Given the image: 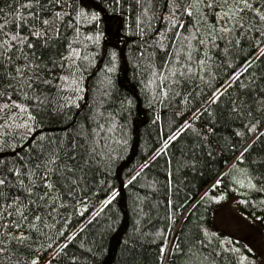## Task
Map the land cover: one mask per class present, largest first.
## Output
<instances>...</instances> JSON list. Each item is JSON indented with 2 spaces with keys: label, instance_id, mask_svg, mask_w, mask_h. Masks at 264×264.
Instances as JSON below:
<instances>
[{
  "label": "trees",
  "instance_id": "trees-1",
  "mask_svg": "<svg viewBox=\"0 0 264 264\" xmlns=\"http://www.w3.org/2000/svg\"><path fill=\"white\" fill-rule=\"evenodd\" d=\"M23 2L0 0V24L5 18L14 20L15 10L23 11L19 9ZM167 3L152 0L145 12L136 0H119L114 5L110 0H96L103 8L101 19L81 27L80 39L95 37L97 28L100 39L84 44L82 54L89 60L84 61L83 91L72 96L75 104L60 113H40L41 122L27 135L23 128L0 129L7 141L0 150V162L8 167H20V158H27L30 145L47 146L51 140L52 146L66 148L73 139L83 144L84 134L89 144L95 141L102 157L105 153L112 157L92 168L75 200L45 220L44 234L33 237L32 251L22 259L40 257L47 260L45 264H246L231 250L237 247L214 233L210 225L213 197L219 192L238 198L242 214L264 216V191L257 190L261 185L254 180L257 189H252L243 176L228 174L244 148H248L246 163L264 154V135L260 134L264 118L256 111L247 118L227 113V93L235 96V86L247 83L246 59L256 65L257 75L264 73V63L259 62L264 57L257 59L264 44L256 48L242 41L243 51L235 53H224L221 41H217L219 47L209 44L207 67L199 70L203 79L193 77L173 91L166 85L172 72L181 68L177 61L187 51L186 33L171 28ZM178 19L191 30L184 17ZM8 27L16 26L9 23ZM19 30L25 32V27ZM177 31L179 37L174 39ZM203 52L201 48L202 57ZM159 76L168 79L161 83ZM229 84L233 87L228 88ZM214 90L224 92V103H209ZM56 103L62 106L64 101ZM194 114H200V119L194 120ZM249 120L256 124L255 132L249 131ZM185 121L197 128L215 127V134L210 135L211 157L197 150L193 160L188 150L190 130L175 141L169 139ZM237 178L244 180V186L235 182ZM217 179L221 183L213 188ZM237 246L242 250L241 244Z\"/></svg>",
  "mask_w": 264,
  "mask_h": 264
},
{
  "label": "snow or ice",
  "instance_id": "snow-or-ice-1",
  "mask_svg": "<svg viewBox=\"0 0 264 264\" xmlns=\"http://www.w3.org/2000/svg\"><path fill=\"white\" fill-rule=\"evenodd\" d=\"M110 2L114 5L119 0ZM136 3L145 12L152 6V0H147V4L145 0H136ZM166 7L171 28L183 29L186 33L183 40L187 51L183 60L177 61L181 68L172 72V79L166 85L173 91L193 77L203 79L199 70L207 67L209 44L215 48L219 47L217 41L223 42L224 53L243 51L242 41L256 48L264 44V0H168ZM19 9L23 11L15 10L14 20L5 18L0 24V129L23 128L27 135L41 122L37 119L40 113L62 112L75 104L72 96L83 91L80 83L82 73L87 71L84 61L89 60L82 54L84 44L98 43L100 34L97 28L95 37L87 35L81 40L80 30L86 23L98 24L103 8L96 4V0H26L20 3ZM178 17H184L191 30L185 28ZM9 23L16 27L9 28ZM22 25L25 32L19 30ZM178 37L179 31L174 32L173 38ZM201 48L204 49L203 57ZM260 57H264V49H260L258 61ZM246 64L247 83L240 81L235 86V96L227 93V113L233 118H247L256 111L264 118V73L257 75L256 65L251 60L246 59ZM249 68L253 71L249 72ZM113 70L109 69L110 72ZM158 78L161 83L168 79ZM233 78L239 80V75L233 73ZM231 87L233 85L229 84L228 88ZM224 92L214 90L209 103H224L221 100ZM162 94L167 96L168 93L164 91ZM57 100H63V105L56 103ZM50 103L56 106L50 108ZM204 111L211 115L209 108ZM193 119L199 120L200 114H194ZM249 124V131L255 132L256 124L252 120ZM189 130L191 142L188 150L193 154V160L197 150L211 157L213 141L210 135L215 134V127L201 125L197 128L185 121L169 139L175 141ZM5 135L0 133V150L7 143ZM83 139V144L71 140L66 148L52 146L51 140L47 146L40 143L33 148L30 145L27 158H20V167H8L0 162V264H38L37 260L31 257L25 260L22 256L32 251L33 237L44 234L45 220L67 206L69 200L76 199L92 168L105 159L111 161V155L105 153L101 156L94 146L95 141L88 143V135L84 134ZM40 140L43 141L44 137L41 136ZM247 151L246 147L235 156L228 174L243 176L252 189H257L259 183L261 187L257 190L264 191V154L249 158L246 163L244 152ZM254 180L257 183H253ZM235 182L244 186V180L237 178ZM220 183L221 180L217 179L213 188ZM207 196L208 193H204V197ZM231 250L240 251L239 248ZM251 251L248 249L249 253ZM247 260L248 256L242 257V262Z\"/></svg>",
  "mask_w": 264,
  "mask_h": 264
},
{
  "label": "rangeland",
  "instance_id": "rangeland-1",
  "mask_svg": "<svg viewBox=\"0 0 264 264\" xmlns=\"http://www.w3.org/2000/svg\"><path fill=\"white\" fill-rule=\"evenodd\" d=\"M213 199V218L210 229L221 234L234 247L241 244L239 256H248L246 264H264V216H246L239 210V199L219 192ZM251 249V253L248 252ZM38 264L47 260L35 257Z\"/></svg>",
  "mask_w": 264,
  "mask_h": 264
}]
</instances>
